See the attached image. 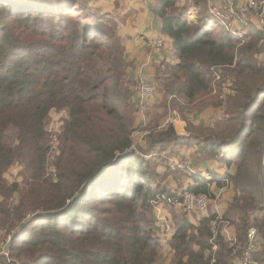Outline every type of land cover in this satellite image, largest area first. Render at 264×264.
Wrapping results in <instances>:
<instances>
[{
	"label": "trees",
	"instance_id": "1",
	"mask_svg": "<svg viewBox=\"0 0 264 264\" xmlns=\"http://www.w3.org/2000/svg\"><path fill=\"white\" fill-rule=\"evenodd\" d=\"M182 3L156 0L152 9L173 43L175 63L156 71L158 81L163 67L168 76L164 108L175 95L174 104L198 111L225 105L226 117L213 127L190 124L189 137L179 136L161 124L162 103L149 112L156 118L146 149L197 148L194 165L227 168L222 181L194 177L185 192L211 195L215 183L234 189L216 234V215L199 226L185 218L167 246L172 264H234L225 224L237 232L238 253L248 231L264 227V29L249 25L239 38L211 14L208 0ZM131 67L115 20L83 0H0V234H12L0 264H162L152 201L177 196L132 150L138 106ZM54 111L67 116L52 160L46 125ZM16 164L21 180L9 182Z\"/></svg>",
	"mask_w": 264,
	"mask_h": 264
},
{
	"label": "rangeland",
	"instance_id": "2",
	"mask_svg": "<svg viewBox=\"0 0 264 264\" xmlns=\"http://www.w3.org/2000/svg\"><path fill=\"white\" fill-rule=\"evenodd\" d=\"M89 1H92V0H89ZM257 1H261V0H257ZM182 2H183L182 4L188 5L190 3V0H182ZM187 2H189V3H187ZM228 6L232 7L231 5H228ZM224 11H226L229 14V16H232V13L235 12V10L233 8H225ZM193 13H194V10H193V8H191L189 13H188V17L190 20L193 18ZM254 13L257 15L256 12H254ZM259 24L264 25V23H259ZM259 24H257L258 27H256V28L260 29V27L261 28L264 27V26H260ZM116 25H117V23H116ZM243 25H245V23ZM117 29H118V25H117ZM118 33L120 35L119 29H118ZM229 34H231V33H229ZM242 35L243 34H241L239 36L242 37ZM260 60H261V62H263L264 56L260 57ZM167 64L171 65L173 63L169 62V63H166V65ZM161 71L162 72L159 74V76H160L159 81L156 80L155 83H153L158 88V95L153 101L145 103L143 106H141L140 103L137 101L136 94H135L136 82H135L134 86H131V91H133L135 94L133 101H135L137 106H138V111L135 114V122H134V126H133L134 127V132H133L134 146H133L132 150H134V152H137L140 154L143 153L142 154L143 158L146 161H149L150 164H152V166H151L152 170H150V171H153L154 173L157 172L159 174V178L162 177V182L165 181L164 187H166L168 189V192L172 195L177 196L176 199L168 198L165 196H159V198H155L152 201V205H153V209H154L153 210L154 211V219H155V221H154L155 227L154 228L157 230L158 235H162L163 238L165 239L163 241L164 242V248H163L164 250L162 252L164 255V259H163V261H161V263L162 264H172V261L174 259V251H172L171 248H168L169 250H166L165 244H167V242L169 241L167 239H170L173 237V235L177 229L178 224L180 222H182L185 218L190 220L189 216L191 214H198L203 219L208 218L210 216H214L212 214L214 212H216V210H219L221 198H216V197L212 198V196L209 195L210 198H207L206 211H203L199 207H196L195 211H193V212H187L186 211L184 203H183V195L185 194L186 189L181 183L182 182L181 177L183 176V174L182 173L178 174L177 172L172 170V162H174V161L190 162L192 164V166L195 168L198 165V164L197 165L195 164L196 166H194V164H193L195 161L194 157L197 154V148H186V147H184V148H181L180 150H178V153H172L170 151V149H166L164 152L163 151L160 152L159 150H155V151L148 153L147 149H146L147 143L145 141V138L151 132L148 130L150 121L155 120V118H156L155 114H152V113L149 114V112L154 111L153 107L160 106V104L163 103L162 104L163 114L167 110H168V112L164 117L165 119L162 118L164 120L161 122V124L163 126H165L167 124H172V125H176V126L177 125L178 126H184L185 137H189V135H190V133H189V125L190 124H192L194 127H200V126H211V127H213V126H216L218 123H220L222 120H224L226 117V114H225V107H224L225 105L222 107L216 106L217 108H215L214 106L206 107V108L200 110L199 113H195L198 111L197 108L193 109V106H190V105L186 106L187 104L185 105L183 100H177L176 99L177 100L176 104H174V101H171V100L175 99V95H172L171 97L169 96L170 98L168 97V105H167V108L165 109L164 105H165V102H167V99H165L164 84H165V80L168 76H166V72L164 71V67L161 69ZM220 80H221V78L219 76H217L214 83H212V87L214 89L212 96L217 95V93H216V91H218L217 85L219 84ZM230 85H231L230 83H228V84H227V82L224 83L223 90H226V92H228ZM227 95L228 94L222 95L220 97V101L221 100L225 101L227 98ZM210 99H214L218 102V99L215 97H211ZM190 107H192V108H190ZM209 108H212L213 112L212 113H208V112L205 113V110L209 109ZM66 116H67V114L64 111H62V112L54 111L50 114L48 121H47L46 130H47V135L49 137V146H50L49 157L52 160H54L55 157H57L58 153H59V149H58L59 137L58 136L62 132V129L64 126V120L66 119ZM195 116H196V118L194 119ZM194 120H195V122H194ZM195 123L198 125H195ZM181 151L182 152L192 151V154L193 153L194 154L192 157L190 155H189V157H187L186 155H182ZM49 165L51 166L52 164H49ZM199 167H205V166L201 165ZM19 173H20V167L18 164H16L10 168V170L6 174V178L9 182L19 181V180H21L20 177L18 176ZM166 174H167V177H164ZM178 175H180V176H178ZM159 178L153 177L150 184H152V185L157 184V181ZM263 184H264V181H263ZM227 185L228 184H226V186ZM228 205H226V203H225L223 206V210L226 211ZM168 227H173L174 232H168L167 231ZM252 228L257 229V231L260 233L261 240L264 239V236H262V234L264 235V227H262L261 229L259 227H252ZM215 229H217V230L219 229L218 224H217V227ZM9 236H12V234L8 235L5 232H1V234H0V251L5 250V247L3 250H1L2 249L1 244H3V243L5 244V241L7 240V238ZM260 238H259L258 245L260 243ZM236 240L237 241L234 240V241L230 242V240L228 239V242L231 245V247L236 248L234 251V254H233L234 257L241 254V263H242L243 258H244V254H243L244 249L240 253L237 252L238 248H240L242 246L240 245V242L238 241V237L236 238ZM9 255H10V252H9ZM7 258H9V257H7Z\"/></svg>",
	"mask_w": 264,
	"mask_h": 264
},
{
	"label": "crops",
	"instance_id": "3",
	"mask_svg": "<svg viewBox=\"0 0 264 264\" xmlns=\"http://www.w3.org/2000/svg\"><path fill=\"white\" fill-rule=\"evenodd\" d=\"M89 7L98 8L103 13L109 14L116 21L120 35L123 38V43L128 56V61L132 63L130 69L134 81L139 82H151L155 83L157 78V69L164 63H175L173 59V43L172 40L162 33L161 25L156 16L152 13V9L155 6L156 0H83ZM208 5L211 14L217 17V14L222 13L225 8H233L235 10L232 16H229L232 24V31L243 34L246 28L250 26H257L259 24V17L247 7L246 0H232L231 6H228L227 0H208ZM192 22L196 23L198 20V10L193 8ZM197 13V14H196ZM245 23V25H243ZM264 28V27H263ZM260 27V29H263ZM233 35V33L231 32ZM235 36V35H234ZM157 40H162L164 47L161 49H155L154 43ZM212 108L206 109L205 113H212ZM199 113V111L195 112ZM138 117V116H137ZM196 116L194 117V119ZM195 122V120H194ZM193 123V122H192ZM195 125H198L195 123ZM176 133L179 136H185L184 126L173 125ZM182 152V151H181ZM182 155H189L192 157V151L182 152ZM196 166V165H194ZM197 165L194 169L196 176L201 179L215 180V182L222 181L227 175V168L221 166L217 162H213L208 165H202L205 167H199ZM180 176V175H178ZM194 177L182 176V185L185 189L193 186ZM204 179V180H205ZM217 184H213L210 188L212 198H221L219 210H216L212 215L222 217L225 210L223 206L226 203L228 205L235 196V191L232 187L225 186L218 188ZM195 213V212H194ZM197 213V212H196ZM216 213V214H215ZM190 222L195 226H199L203 219L198 214H191L189 216ZM214 226V225H213ZM216 234L217 229L214 228ZM223 236L228 241L229 236L238 237L234 227L224 226ZM162 240H165L162 235H159ZM171 239V238H170ZM169 239V240H170ZM264 239L261 240L253 254V264H264ZM247 243V241H246ZM166 250H169L167 244ZM245 248V246H244ZM216 246L213 251H216ZM214 261V260H213ZM234 264L241 263V255L236 256L233 259Z\"/></svg>",
	"mask_w": 264,
	"mask_h": 264
},
{
	"label": "built area",
	"instance_id": "4",
	"mask_svg": "<svg viewBox=\"0 0 264 264\" xmlns=\"http://www.w3.org/2000/svg\"><path fill=\"white\" fill-rule=\"evenodd\" d=\"M232 0H227L228 5H231ZM247 2V7L253 12H256L258 17H259V23H264V0L257 1V0H246ZM222 15H217L219 21L221 22V25L229 32L233 33L235 36H239L238 33L232 31L231 27L232 24L230 22L229 14L226 13H221ZM228 22H226V21ZM260 25V24H259ZM264 26V25H260ZM164 47V43L162 40H157L154 44L155 49H161ZM135 94L137 101L140 103L141 106H143L145 103L153 101L157 95V87L155 84L151 82H139L137 83L135 87ZM133 149V148H132ZM172 170L177 172L178 174H183V176L186 177H194L196 176V171L192 164L190 162L182 161V162H177L174 161L172 162ZM159 198V197H158ZM207 198H210L209 195H204V194H199L195 195L193 193H185L183 195V203L185 206V209L187 212H193L195 211L196 207H199L203 211H206L207 207ZM220 217H217V221L214 223V227H217L218 220ZM229 227L228 225L225 224V228ZM168 232H174L173 227H168L167 228ZM176 232V231H175ZM175 234V233H174ZM259 232L255 228H251L248 233H247V243L244 248V258L242 264H253V254L257 249L258 242H259ZM12 236H9L7 240L5 241V244L2 245V249L5 250L0 251V257L5 256L6 258L9 257V246L11 243ZM230 242L232 241H237L236 237H231L229 236L228 238ZM7 245V246H6Z\"/></svg>",
	"mask_w": 264,
	"mask_h": 264
},
{
	"label": "water",
	"instance_id": "5",
	"mask_svg": "<svg viewBox=\"0 0 264 264\" xmlns=\"http://www.w3.org/2000/svg\"><path fill=\"white\" fill-rule=\"evenodd\" d=\"M263 181H264V161H263Z\"/></svg>",
	"mask_w": 264,
	"mask_h": 264
}]
</instances>
